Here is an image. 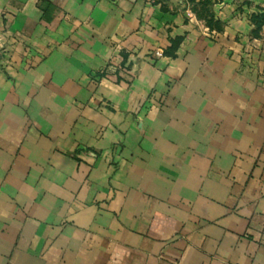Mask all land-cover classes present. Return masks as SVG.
<instances>
[{
  "label": "crops",
  "instance_id": "obj_1",
  "mask_svg": "<svg viewBox=\"0 0 264 264\" xmlns=\"http://www.w3.org/2000/svg\"><path fill=\"white\" fill-rule=\"evenodd\" d=\"M200 1L0 0V264H264V0Z\"/></svg>",
  "mask_w": 264,
  "mask_h": 264
},
{
  "label": "trees",
  "instance_id": "obj_2",
  "mask_svg": "<svg viewBox=\"0 0 264 264\" xmlns=\"http://www.w3.org/2000/svg\"><path fill=\"white\" fill-rule=\"evenodd\" d=\"M200 9L197 10L200 16H203L207 20V24L210 27H215L217 29L221 28L220 21L214 17V15L211 13V0H202L199 2ZM208 15V17H207ZM252 20L256 25V29H259L264 25V14L256 13L252 15Z\"/></svg>",
  "mask_w": 264,
  "mask_h": 264
},
{
  "label": "built area",
  "instance_id": "obj_3",
  "mask_svg": "<svg viewBox=\"0 0 264 264\" xmlns=\"http://www.w3.org/2000/svg\"><path fill=\"white\" fill-rule=\"evenodd\" d=\"M146 1H148V2H155L157 0H146ZM156 53H157L158 56H162L164 54V52L162 50H157Z\"/></svg>",
  "mask_w": 264,
  "mask_h": 264
}]
</instances>
